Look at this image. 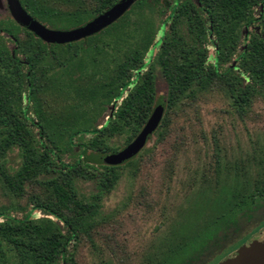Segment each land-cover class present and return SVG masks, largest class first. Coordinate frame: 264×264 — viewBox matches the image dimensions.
Masks as SVG:
<instances>
[{"label": "trees", "instance_id": "obj_1", "mask_svg": "<svg viewBox=\"0 0 264 264\" xmlns=\"http://www.w3.org/2000/svg\"><path fill=\"white\" fill-rule=\"evenodd\" d=\"M72 1L78 7L60 13L40 0H19L30 16L63 30L85 24L119 0ZM167 13L172 15L170 22ZM161 27L166 30L153 54ZM18 30L24 31L30 42L20 43ZM10 37L16 40V54H21L24 62L0 48V142L5 148L2 157L16 150L19 162H6L1 177L6 189L16 196L25 193L26 184L43 180L42 184L51 189L50 198L41 201L31 196L29 204L31 210L44 212L54 221L44 229L32 222L28 212L0 209V264H76L79 236L94 227L98 203L114 188L120 168L131 161L117 166L102 162L87 169L82 155L87 151L115 152L109 145L115 135L125 137L128 144L139 133L154 107L162 104L156 100L155 65L165 80L169 107L182 96H189L186 92L191 87L206 88L219 80L229 89L236 112L243 114L257 89L264 87V0H135L123 16L97 34L70 44H51L50 50L12 19L0 20V39ZM60 46L63 48L59 50ZM210 49L216 65L209 60ZM75 60L77 68L96 71L98 82L86 86L84 105L99 110L101 118L110 115L103 114V105H109L126 89L132 72H141L149 63L105 128L99 129L94 115L78 126L44 118L37 93L71 89L67 82L51 79L47 72L53 64L62 70L71 69ZM23 93L27 94L25 99ZM78 175L96 185L97 194L90 202L76 198L71 177ZM216 197L211 221L202 228L205 230H196L203 226L197 219L189 223V229L197 224L192 237L180 238L175 252L164 254L157 264H193L208 247H218L228 234L239 232L243 218L250 220L255 211L264 209V186L253 193L237 194L232 204L220 195ZM200 242L201 250L190 254L188 250Z\"/></svg>", "mask_w": 264, "mask_h": 264}, {"label": "rangeland", "instance_id": "obj_2", "mask_svg": "<svg viewBox=\"0 0 264 264\" xmlns=\"http://www.w3.org/2000/svg\"><path fill=\"white\" fill-rule=\"evenodd\" d=\"M44 2L60 13L78 7L72 0H40ZM8 17L7 1L0 0V19ZM163 33L161 27L153 54ZM19 37L22 39V34ZM214 59L210 49L209 60L214 63ZM76 64L75 60L69 73L70 90L43 89L37 93L45 120L78 126L94 115L93 119L100 122L98 111L84 105L86 86L98 82L96 71L83 72ZM154 69L156 100L164 107L162 124L149 136L142 151L120 168L114 188L101 198L94 227L79 236L76 264H157L164 254L175 252L180 238L192 237L194 226L203 224L196 230H205L202 228L211 221L216 195L232 204L237 194L253 193L264 186V87L257 89L243 114L236 112L229 89L219 80L206 88L191 87L186 92L189 96H182L169 107L165 80L156 65ZM47 86L48 79L44 88ZM124 140L117 136L109 145L117 150ZM4 150L0 142V209L28 212L32 222L48 228L54 219L31 210L29 199L35 196L46 201L51 189L39 180L26 184L22 196L11 194L1 170L6 162L18 164L19 156L15 150L2 157ZM103 157L84 153L83 164L92 169L103 162ZM65 161L70 159L65 157ZM71 186L82 202H90L97 194L94 182L84 175L71 177ZM196 219L197 224L189 229V223ZM240 229L232 236L228 234L218 247H208L193 264H224L264 240V209L255 211L250 220L243 218ZM202 247L200 242L188 252L197 253Z\"/></svg>", "mask_w": 264, "mask_h": 264}, {"label": "water", "instance_id": "obj_3", "mask_svg": "<svg viewBox=\"0 0 264 264\" xmlns=\"http://www.w3.org/2000/svg\"><path fill=\"white\" fill-rule=\"evenodd\" d=\"M6 1L13 21L47 44H67L95 35L116 22L135 2V0H119L115 5L79 27L70 30H55L47 28L30 16L19 0ZM163 111V105H157L135 139L118 153L104 156L103 163L117 166L134 158L143 149L149 136L156 131ZM224 264H264V240L241 250L236 259Z\"/></svg>", "mask_w": 264, "mask_h": 264}, {"label": "flooded vegetation", "instance_id": "obj_4", "mask_svg": "<svg viewBox=\"0 0 264 264\" xmlns=\"http://www.w3.org/2000/svg\"><path fill=\"white\" fill-rule=\"evenodd\" d=\"M262 13H263V11H262ZM204 15H206L207 16V13H204ZM260 15H262V14H260ZM170 16H172L170 13H168V15H166V18L168 19ZM254 16H256V14L254 15ZM8 18H10V19H12L11 18V16H10V14H9V17ZM5 19V18H4ZM35 19V18H34ZM0 20H2V19H0ZM13 20V19H12ZM37 20V19H36ZM38 21V20H37ZM39 22V21H38ZM39 23H41V22H39ZM42 24V23H41ZM42 25H45L47 28H49V29H53V28H50V27H48L46 24H42ZM79 27V26H78ZM22 28V27H21ZM74 28H76V27H74ZM74 28H70V29H74ZM24 29V28H23ZM70 29H65V30H70ZM26 30V29H25ZM55 30H63V29H55ZM166 30V28L164 29V31ZM29 32V31H28ZM31 33V32H30ZM16 34H17V39H18V41L20 42V43H25V42H30V37L24 32V31H22V30H18L17 32H16ZM22 34V39L19 37L20 35ZM33 34V33H32ZM34 35V34H33ZM35 36V35H34ZM36 37V36H35ZM37 38V37H36ZM209 38H210V36H209ZM39 39V38H38ZM40 40V39H39ZM14 41V42H13ZM41 41V40H40ZM16 40L14 39V38H12V37H10L9 39H0V48L1 49H3V51H5V52H7L8 53V55H10V57H12V58H18L19 59V61H21V63H23L24 62V58H23V56L21 55V54H16V53H19V51H18V45L16 46ZM43 42V41H42ZM77 42V41H76ZM44 43V42H43ZM73 43V42H72ZM212 43V42H211ZM46 45H45V48L47 49V50H50V47H49V45H51V44H47V43H45ZM67 44H70V43H67ZM54 45H64V44H54ZM61 48H63L62 46H60L59 47V50L61 49ZM154 52V51H153ZM153 55V54H152ZM3 56L6 58L7 57V55H6V53H4L3 52ZM146 60H149V57L147 56L146 57ZM145 60V61H146ZM214 61H215V59H214ZM147 63V62H146ZM149 64V63H148ZM148 64H146L145 65V67L142 69V71H146L147 69H148ZM212 64H215L216 65V62H214V63H212ZM72 66H74L73 64H72ZM63 69V68H62ZM57 64H56V66H54V64L52 65V67H51V70L50 71H48L47 72V75L48 76H50L51 77V79L53 78V77H55V78H57V81L58 80H60V81H62V80H64L65 82H68L69 81V73H71V70L73 69V67L71 68V69H66V67H65V70H62ZM77 69H80V70H82L83 72L85 71V68L84 69H82V68H77ZM141 71V72H142ZM141 72H132V78H131V81H130V83L128 84V86L126 87V89H123L122 91H121V93H120V95L116 98V99H114L109 105H103V107H104V112H103V114L104 115H108V114H110L108 117H104V118H101V116L99 117V120H100V122L98 123L97 121V124H99V129H101V128H105L106 127V125H107V123H108V121L110 120L109 119V117L111 118L112 117V114L114 113V111L116 110V108H117V105L119 104V102L125 97V95L127 94V92L137 83V81H138V75L139 74H141ZM52 75V76H51ZM77 77H80V75H78ZM70 80H72V78L70 79ZM76 80V79H75ZM59 81V82H60ZM44 88V87H43ZM45 89V88H44ZM25 95H27L26 93H23L22 94V96H23V99H25ZM156 107V106H155ZM154 107V108H155ZM154 110V109H153ZM98 112H99V110H98ZM141 131V130H140ZM139 131V132H140ZM139 134V133H138ZM137 134V135H138ZM136 135V136H137ZM118 136V135H117ZM116 135H115V137H117ZM135 136V137H136ZM135 137L132 139V141L135 139ZM111 141V140H110ZM131 141V142H132ZM130 142V143H131ZM130 143H128V144H130ZM128 144H125V142H124V145L123 146H121V147H119V149L117 148V150H115V152H111V151H109V152H107V153H104V154H99V153H95V154H97V155H100V156H107V155H111V154H115V153H118L119 151H121L124 147H126ZM144 148V147H143ZM141 151H142V149H141ZM140 151V152H141ZM87 152H89V151H87ZM87 152H84V153H87ZM139 152V153H140ZM93 153V152H92ZM138 153V154H139ZM83 158H84V154L82 155V161H83Z\"/></svg>", "mask_w": 264, "mask_h": 264}]
</instances>
